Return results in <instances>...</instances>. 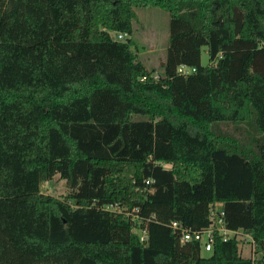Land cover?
I'll return each instance as SVG.
<instances>
[{
  "label": "trees",
  "instance_id": "trees-1",
  "mask_svg": "<svg viewBox=\"0 0 264 264\" xmlns=\"http://www.w3.org/2000/svg\"><path fill=\"white\" fill-rule=\"evenodd\" d=\"M146 7L169 15L161 73L131 49ZM218 207L263 254L264 0H0V264H251L170 226Z\"/></svg>",
  "mask_w": 264,
  "mask_h": 264
},
{
  "label": "rangeland",
  "instance_id": "rangeland-1",
  "mask_svg": "<svg viewBox=\"0 0 264 264\" xmlns=\"http://www.w3.org/2000/svg\"><path fill=\"white\" fill-rule=\"evenodd\" d=\"M136 14L132 23V34L130 36L133 45L132 52L135 59L142 62L147 69L153 68L155 72H162L169 35V15L160 8L146 7L134 9ZM202 66L209 65L207 48L201 49ZM141 117L138 116V119ZM41 192L55 198H62L66 193V185L58 175L51 181L43 182ZM210 253L201 251V256L207 257ZM243 256L248 252L243 247Z\"/></svg>",
  "mask_w": 264,
  "mask_h": 264
},
{
  "label": "built area",
  "instance_id": "built-area-1",
  "mask_svg": "<svg viewBox=\"0 0 264 264\" xmlns=\"http://www.w3.org/2000/svg\"><path fill=\"white\" fill-rule=\"evenodd\" d=\"M126 34H118L119 40L124 39ZM195 71L194 68L185 65H179L177 67V73L186 76ZM148 183V182H147ZM107 208V207H106ZM111 208L112 207H108ZM224 212L218 207L211 212V225L207 228L199 231H192L189 229H180L176 222L171 223V228L179 231V237L182 242H197L200 249L206 253H210L213 250V246L216 240L227 242L230 239H235L239 242L240 253L243 255V247L248 252V258L251 264H264V253L259 254L255 251V242L252 237L243 230H230L224 225ZM137 234L140 235V240L144 241V230L139 228H133Z\"/></svg>",
  "mask_w": 264,
  "mask_h": 264
}]
</instances>
